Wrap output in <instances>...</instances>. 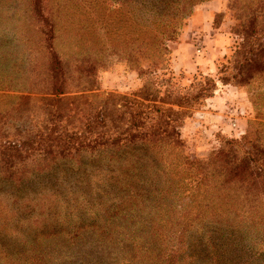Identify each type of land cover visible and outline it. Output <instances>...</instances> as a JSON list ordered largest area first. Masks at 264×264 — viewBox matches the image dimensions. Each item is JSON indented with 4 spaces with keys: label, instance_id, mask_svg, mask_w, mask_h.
Segmentation results:
<instances>
[{
    "label": "trees",
    "instance_id": "obj_1",
    "mask_svg": "<svg viewBox=\"0 0 264 264\" xmlns=\"http://www.w3.org/2000/svg\"><path fill=\"white\" fill-rule=\"evenodd\" d=\"M204 1L107 0L120 32L97 40L55 0L1 2L20 29L0 36V264H264V123L206 160L180 139L216 82L175 85L168 43ZM228 9L241 40L219 80L248 85L264 73V0ZM111 56L142 85L99 93Z\"/></svg>",
    "mask_w": 264,
    "mask_h": 264
},
{
    "label": "rangeland",
    "instance_id": "obj_2",
    "mask_svg": "<svg viewBox=\"0 0 264 264\" xmlns=\"http://www.w3.org/2000/svg\"><path fill=\"white\" fill-rule=\"evenodd\" d=\"M3 1L0 0V4ZM55 2L62 8V20H66L65 24L71 29L85 26L95 40L99 36L113 37L120 32L117 31L118 10L109 7L107 0ZM5 15L0 14V20ZM238 21L228 9V0H206L193 8L176 39L168 43L171 48L170 70L175 85L187 88L204 76H211L216 82L213 96L186 108L189 116L177 123L184 153L189 157L206 160L209 153L218 148L221 137L241 136L250 121L264 123V73L248 85L236 84L233 80L223 84L219 80L220 74L229 71L218 73L219 69L227 63L241 40L233 29ZM101 22L102 25L108 24L107 32L101 30ZM0 24L1 37H9L14 30L20 29L12 22L0 21ZM97 79V91L105 95L114 92L128 94L143 82L135 70L115 56H111L107 65L98 71ZM253 99L257 107H254ZM232 121L237 122L238 128L232 129ZM239 130L243 133L238 135Z\"/></svg>",
    "mask_w": 264,
    "mask_h": 264
},
{
    "label": "built area",
    "instance_id": "obj_3",
    "mask_svg": "<svg viewBox=\"0 0 264 264\" xmlns=\"http://www.w3.org/2000/svg\"><path fill=\"white\" fill-rule=\"evenodd\" d=\"M240 114H241V113H240ZM231 127H232V129H236V128H238V126H237V122H236V121H232V122H231ZM241 133H243V131H242V130H239L238 135L241 134Z\"/></svg>",
    "mask_w": 264,
    "mask_h": 264
}]
</instances>
